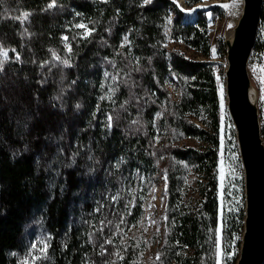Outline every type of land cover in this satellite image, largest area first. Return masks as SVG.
<instances>
[{"label":"trees","instance_id":"obj_1","mask_svg":"<svg viewBox=\"0 0 264 264\" xmlns=\"http://www.w3.org/2000/svg\"><path fill=\"white\" fill-rule=\"evenodd\" d=\"M222 17L212 6L189 20L171 0H0V264H143L146 243L130 231L162 176L147 264H236L243 178L241 206L224 197L221 212L223 110L204 60L226 55L209 35Z\"/></svg>","mask_w":264,"mask_h":264},{"label":"water","instance_id":"obj_2","mask_svg":"<svg viewBox=\"0 0 264 264\" xmlns=\"http://www.w3.org/2000/svg\"><path fill=\"white\" fill-rule=\"evenodd\" d=\"M263 1L242 0L241 16L230 32L232 40L228 42V35L224 41L226 109L233 124L244 189L243 231L236 264H264V141L256 91L248 73Z\"/></svg>","mask_w":264,"mask_h":264},{"label":"rangeland","instance_id":"obj_3","mask_svg":"<svg viewBox=\"0 0 264 264\" xmlns=\"http://www.w3.org/2000/svg\"><path fill=\"white\" fill-rule=\"evenodd\" d=\"M212 6L220 7L223 10V17L221 19H218L216 22L209 23V35L211 37V40L215 37H223L224 41H226L227 36L234 29L241 16L242 0H204L191 9H187L184 4L182 5V7L178 6V8L183 10L187 15V18L190 20L193 17L195 11L200 9L208 10L209 7ZM168 47L169 49H171L173 46L169 43ZM187 55L190 57L193 56L192 53H187ZM196 59L198 61L203 60L201 57H196ZM204 60L214 65L215 72L219 77L217 83L220 96V104L223 110L222 113L224 121L223 131L225 137V154L219 166L221 191L220 209L222 212L223 210L227 209V204L224 202V197H227V200H232L235 205L241 206V193L243 192V190L241 188L236 190L234 185L235 181L242 180L243 172L241 165H238L236 161L235 153H232L231 151L233 149V144H231L230 141H234V138H231V133H234V130L233 124L231 123L226 109L224 72L226 70L227 63L225 56L219 58L212 53L209 58ZM249 60L248 73L256 91L257 107L258 109L264 110V56L255 55L252 58L250 57ZM219 70L223 71V77L219 75ZM177 95L178 92L175 97ZM161 139L162 135L159 134L157 140L160 141ZM164 186L165 177L162 176L159 177V179L152 185L148 193L141 194L140 199L142 200L143 204V215L137 228L130 231L133 234H141L146 243L143 256V264H147L148 260L155 255V250L160 242L162 231L161 223L163 219H161V217L165 203ZM196 199L197 196L195 195V192L193 190L189 196V205H194Z\"/></svg>","mask_w":264,"mask_h":264},{"label":"built area","instance_id":"obj_4","mask_svg":"<svg viewBox=\"0 0 264 264\" xmlns=\"http://www.w3.org/2000/svg\"><path fill=\"white\" fill-rule=\"evenodd\" d=\"M166 88H167V90H168V92H169V94H170V97L173 99V100H175V99H177V96L175 97V95L177 94V89L175 88V86L174 85H172V84H168L167 86H166ZM175 92V93H174Z\"/></svg>","mask_w":264,"mask_h":264},{"label":"bare ground","instance_id":"obj_5","mask_svg":"<svg viewBox=\"0 0 264 264\" xmlns=\"http://www.w3.org/2000/svg\"><path fill=\"white\" fill-rule=\"evenodd\" d=\"M172 2H174L176 5H178L179 7H182L183 5V1L182 0H171ZM232 35L233 33H230L228 36V42H231L232 40ZM252 96L254 97V93H252Z\"/></svg>","mask_w":264,"mask_h":264},{"label":"snow or ice","instance_id":"obj_6","mask_svg":"<svg viewBox=\"0 0 264 264\" xmlns=\"http://www.w3.org/2000/svg\"><path fill=\"white\" fill-rule=\"evenodd\" d=\"M145 2L147 3V2H149V0H145ZM26 15V14H25Z\"/></svg>","mask_w":264,"mask_h":264}]
</instances>
